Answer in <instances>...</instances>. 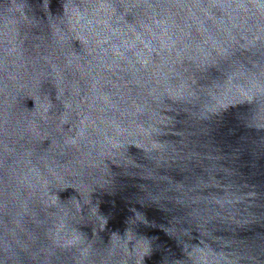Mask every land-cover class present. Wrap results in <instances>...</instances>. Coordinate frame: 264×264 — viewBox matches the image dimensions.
<instances>
[{"label": "water", "instance_id": "water-1", "mask_svg": "<svg viewBox=\"0 0 264 264\" xmlns=\"http://www.w3.org/2000/svg\"><path fill=\"white\" fill-rule=\"evenodd\" d=\"M0 264H264V0H0Z\"/></svg>", "mask_w": 264, "mask_h": 264}]
</instances>
